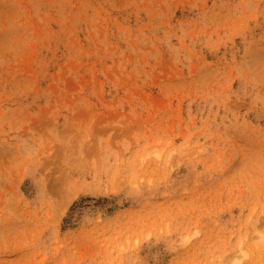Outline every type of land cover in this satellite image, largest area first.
<instances>
[{"label": "rangeland", "instance_id": "374dc122", "mask_svg": "<svg viewBox=\"0 0 264 264\" xmlns=\"http://www.w3.org/2000/svg\"><path fill=\"white\" fill-rule=\"evenodd\" d=\"M0 264H264V0H0Z\"/></svg>", "mask_w": 264, "mask_h": 264}]
</instances>
